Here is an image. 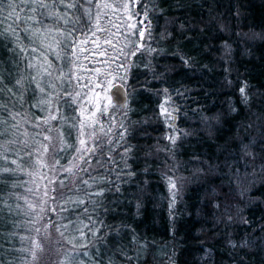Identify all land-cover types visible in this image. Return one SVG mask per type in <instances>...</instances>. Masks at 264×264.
I'll list each match as a JSON object with an SVG mask.
<instances>
[{"label": "trees", "instance_id": "obj_1", "mask_svg": "<svg viewBox=\"0 0 264 264\" xmlns=\"http://www.w3.org/2000/svg\"><path fill=\"white\" fill-rule=\"evenodd\" d=\"M51 38L53 79L36 53ZM92 54L124 109L78 95L69 66ZM52 259L264 264V0H0V264Z\"/></svg>", "mask_w": 264, "mask_h": 264}, {"label": "rangeland", "instance_id": "obj_2", "mask_svg": "<svg viewBox=\"0 0 264 264\" xmlns=\"http://www.w3.org/2000/svg\"><path fill=\"white\" fill-rule=\"evenodd\" d=\"M54 32H51V35L54 36ZM50 35V32L48 31V36ZM53 39V42L51 43L50 40ZM58 42L56 41V38H51L47 42L44 43V45H40L38 47V51L36 53L38 54V74H42V77L47 75L49 78H54L56 75L55 73V68L53 67V62L55 60H59L58 62H61L62 59L58 57L57 49H58ZM58 46V47H57ZM83 56L84 54L81 53ZM51 57V58H50ZM83 59L77 63L75 66L71 67L69 66V69L72 70L73 68H77L78 72H80V75H72V79L75 81V85L77 88V91L79 90L78 95L84 94L83 101L92 100L96 104L100 103H110L109 95L108 92L110 88L115 85V84H120V83H115V81L118 80V77L115 79V75H109L108 68H107V63L109 62V58H107L105 55H100V54H92L88 59H91V62L89 60L86 61L84 57ZM90 62V63H89ZM62 63H59V68L62 70ZM57 71V70H56ZM126 69L124 70V72ZM58 72V71H57ZM64 72V69H63ZM122 73V71H121ZM50 74V75H49ZM99 76V79L97 80L96 78ZM124 85V84H122ZM128 92V88L126 85H124ZM70 92L72 91V83L70 82ZM164 94V93H162ZM161 94V95H162ZM160 102H161V109H159L158 115L161 120L162 125L164 126V129L166 132H170V137H175V143L180 142L181 139L183 138L184 132L179 128L178 124V114L170 111L167 108L168 105V100L164 95L160 97ZM80 111V110H79ZM80 112H84L83 110ZM81 116L83 117V113H81ZM173 144V143H172ZM172 181L175 182V188L180 189L183 187L187 181H185V178L183 177L182 173L177 174L174 178H172ZM171 187V183H169ZM43 239L45 242L39 244V248L41 250H45L47 247H49V251L47 253H50L53 255L55 251H52L54 247L52 246V239L54 238L53 235L50 237V242L48 241L47 234L43 232L42 235ZM28 247L30 246V241L28 242ZM62 248H59L61 250ZM46 254V253H45ZM47 255V254H46ZM62 257V254H60L57 251V257L56 260H60ZM63 258V257H62ZM56 260H53L54 263H49V264H55ZM46 264V263H45Z\"/></svg>", "mask_w": 264, "mask_h": 264}, {"label": "snow or ice", "instance_id": "obj_3", "mask_svg": "<svg viewBox=\"0 0 264 264\" xmlns=\"http://www.w3.org/2000/svg\"><path fill=\"white\" fill-rule=\"evenodd\" d=\"M141 7H143V6H141ZM145 19H146V17H145ZM140 23H141V25H143V23H144L143 19L141 20ZM150 24H151V21H149V27H150ZM138 35H139L140 37H143V36H144V31H143V29H141V30L138 32ZM256 38H260V37L257 36ZM147 51L152 52V51H155V49H151V48H149V49H147ZM134 54H135V53H133V55H134ZM182 61H183V63L185 64V67H189V59H188V58H183V57H182ZM49 75H50V74H49ZM37 86L39 87V84H37ZM41 89H43V88H40V91H41ZM43 91H44V89H43ZM43 91H41V92H43ZM165 91H167V90H165ZM241 93H242V101H243L245 104H247V102H248V97H247V95L244 94V89H243V88H241ZM233 111H235V109H233ZM201 119H202V120H203V121H204L209 127H211V122H213V121H217V120H218V117H209V116H206V115H202ZM249 127H251V125H249ZM170 139H171L172 143L175 144V137H172V138H170ZM241 151H242L243 156L249 157V158H251V159H254V158H255L254 154H253L252 151L250 150V145H248V144H242ZM170 183H171V187H172L173 189H175V182H174V181H170ZM174 197H175V193L173 194V199H174ZM216 207H219V205H216ZM228 220H229V222H231L232 217L229 216V217H228ZM245 223H246V221H245ZM133 239H135V236L133 237ZM247 246H248V242H247V241L242 242L241 247H247ZM233 247H235V243H233ZM129 259H131V257H129Z\"/></svg>", "mask_w": 264, "mask_h": 264}, {"label": "water", "instance_id": "obj_4", "mask_svg": "<svg viewBox=\"0 0 264 264\" xmlns=\"http://www.w3.org/2000/svg\"><path fill=\"white\" fill-rule=\"evenodd\" d=\"M109 99L113 106L119 109H124L127 104L126 90L120 84L113 85L109 92Z\"/></svg>", "mask_w": 264, "mask_h": 264}]
</instances>
